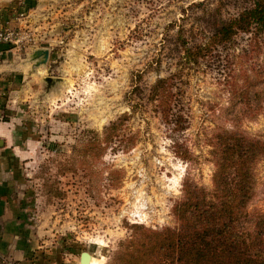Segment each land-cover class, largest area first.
Masks as SVG:
<instances>
[{"label": "rangeland", "instance_id": "1", "mask_svg": "<svg viewBox=\"0 0 264 264\" xmlns=\"http://www.w3.org/2000/svg\"><path fill=\"white\" fill-rule=\"evenodd\" d=\"M28 1L4 0L5 9L18 15ZM36 1L46 33L38 49L50 56L28 79L35 81L22 110L37 236L62 252L63 264H82L84 252L97 264H124L138 233L178 226L173 207L187 170L199 186L213 187L207 138L217 127L231 129L215 114L229 107V66L251 36H237L233 47L199 64L184 59V46L205 44L253 0ZM167 78H174L175 109L187 121L183 132L165 125L150 99ZM242 129L264 135V114ZM176 142L192 163L175 153ZM257 181L250 212L264 211V161Z\"/></svg>", "mask_w": 264, "mask_h": 264}, {"label": "trees", "instance_id": "2", "mask_svg": "<svg viewBox=\"0 0 264 264\" xmlns=\"http://www.w3.org/2000/svg\"><path fill=\"white\" fill-rule=\"evenodd\" d=\"M241 34L251 38L229 66V107L215 114L231 129L217 127L207 138L215 166L212 189L199 186L187 170L182 197L173 207L178 226L138 233L121 256L124 264H264V211H249L257 196V168L264 161V135L242 129L245 121L264 114V0H253L251 8L217 25L205 44H185L184 59L199 64L233 47ZM174 87V78L160 79L150 99L158 103L165 125L183 132L187 121L175 109ZM115 127L109 129V141ZM175 145V153L192 163L190 151Z\"/></svg>", "mask_w": 264, "mask_h": 264}, {"label": "crops", "instance_id": "3", "mask_svg": "<svg viewBox=\"0 0 264 264\" xmlns=\"http://www.w3.org/2000/svg\"><path fill=\"white\" fill-rule=\"evenodd\" d=\"M36 3L29 0L17 15L13 9H5L7 4L0 0V32L12 27L21 35L17 46L0 43V264H7V260L14 264H63L62 252L42 244L45 242L37 236L24 168L29 153L25 150L22 108L32 96L30 87L35 81L28 82L35 71L27 57L41 46L46 34L43 23L38 22Z\"/></svg>", "mask_w": 264, "mask_h": 264}, {"label": "water", "instance_id": "4", "mask_svg": "<svg viewBox=\"0 0 264 264\" xmlns=\"http://www.w3.org/2000/svg\"><path fill=\"white\" fill-rule=\"evenodd\" d=\"M49 56H50V52L49 50L46 49H36L33 51L32 57L31 59H28V61L30 63H32L34 66V71L36 72L38 70L39 67L44 66L47 61L49 60ZM49 83H53V82H60V80H53V79H47L46 80ZM88 256V252H84L81 255V259L84 260V258H86Z\"/></svg>", "mask_w": 264, "mask_h": 264}, {"label": "built area", "instance_id": "5", "mask_svg": "<svg viewBox=\"0 0 264 264\" xmlns=\"http://www.w3.org/2000/svg\"><path fill=\"white\" fill-rule=\"evenodd\" d=\"M24 14H21L23 17ZM20 32L15 28H8L4 31L0 32V43H4L7 45H18L20 43ZM3 53L0 52V57H2ZM7 264H14L12 260H7Z\"/></svg>", "mask_w": 264, "mask_h": 264}, {"label": "bare ground", "instance_id": "6", "mask_svg": "<svg viewBox=\"0 0 264 264\" xmlns=\"http://www.w3.org/2000/svg\"><path fill=\"white\" fill-rule=\"evenodd\" d=\"M97 259L93 257L91 254L88 253V256L84 258V260L81 259L82 264H97Z\"/></svg>", "mask_w": 264, "mask_h": 264}]
</instances>
